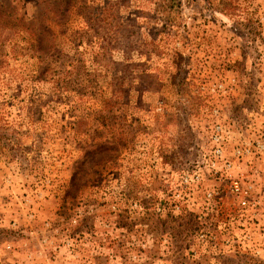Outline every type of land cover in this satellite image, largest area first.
<instances>
[{"label":"rangeland","instance_id":"obj_1","mask_svg":"<svg viewBox=\"0 0 264 264\" xmlns=\"http://www.w3.org/2000/svg\"><path fill=\"white\" fill-rule=\"evenodd\" d=\"M258 143L264 0H0L6 263L264 264Z\"/></svg>","mask_w":264,"mask_h":264},{"label":"built area","instance_id":"obj_2","mask_svg":"<svg viewBox=\"0 0 264 264\" xmlns=\"http://www.w3.org/2000/svg\"><path fill=\"white\" fill-rule=\"evenodd\" d=\"M216 141H219V138L216 139ZM256 146H257L256 147L257 150L259 151L264 150V145L262 143H258ZM215 152L217 154H220L221 149L217 148ZM232 187L234 191L239 192V207L241 209L240 215L247 214L250 217L256 218V220H260L261 222L259 221V225L257 226L256 231L264 235V227L261 226L263 225V221H264V198L260 196H257L256 198H250L248 196V192H249L248 188H250V186L244 187V183L241 181V179H239V183L236 181L233 182ZM263 244L259 242L255 246V250L259 251L260 248L264 249Z\"/></svg>","mask_w":264,"mask_h":264},{"label":"crops","instance_id":"obj_3","mask_svg":"<svg viewBox=\"0 0 264 264\" xmlns=\"http://www.w3.org/2000/svg\"><path fill=\"white\" fill-rule=\"evenodd\" d=\"M12 182V180L9 182V184ZM8 184L7 181H0V187H4L0 190V230L6 229L9 225V222H11L14 218L20 217L22 214L18 211L19 207L15 204V201L12 197L7 194L8 192L5 190L6 185ZM4 240L0 239V264H8L6 263L5 259V253L3 251V247L6 245L4 243ZM13 244V243H12ZM15 248H17L15 246Z\"/></svg>","mask_w":264,"mask_h":264}]
</instances>
